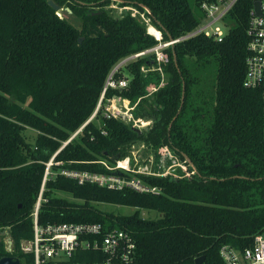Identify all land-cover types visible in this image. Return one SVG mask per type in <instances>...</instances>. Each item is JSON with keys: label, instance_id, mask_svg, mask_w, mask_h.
Masks as SVG:
<instances>
[{"label": "trees", "instance_id": "1", "mask_svg": "<svg viewBox=\"0 0 264 264\" xmlns=\"http://www.w3.org/2000/svg\"><path fill=\"white\" fill-rule=\"evenodd\" d=\"M48 1L0 0V234L12 242L7 251L0 236V259L33 264L19 245L32 239L33 207L51 159L39 226L95 223L125 231L136 246L135 264H194L201 256L203 264H222V246L243 250L264 236V88L242 86L254 0H238L225 15L221 41L199 34L163 49L162 74L151 70L153 54L122 65L112 75L128 81L121 90L106 87L114 68L159 44L146 25L129 12L115 17L104 8L109 0H94L98 10L86 0H52L70 10L77 28ZM119 1L143 13L146 7L167 43L195 30L206 17L202 5L217 0ZM162 80L146 97V88ZM113 97L135 105L134 119L153 120L152 127L138 133L132 123L107 117ZM26 129L36 132L33 144ZM139 144L167 146L190 177L180 169L175 178L103 165L113 167ZM61 171L115 174L155 192L79 185ZM98 204L136 211L116 215ZM141 210L157 217L144 218Z\"/></svg>", "mask_w": 264, "mask_h": 264}, {"label": "built area", "instance_id": "2", "mask_svg": "<svg viewBox=\"0 0 264 264\" xmlns=\"http://www.w3.org/2000/svg\"><path fill=\"white\" fill-rule=\"evenodd\" d=\"M237 1L238 0H217L215 3L203 4L201 8L205 12L206 17L201 25L178 40L161 43V37L158 39L156 36L148 33L158 41L159 47L156 45L149 50L123 59L107 78L106 87L120 90L125 88L128 81L126 79L114 81L112 75L122 65L138 57L146 54H153L157 63V68L151 70H156L162 74L160 65L167 63V56L163 53V49L199 34H203L206 37H213L217 41H221L225 32L221 29V25L224 27L223 18L233 8ZM256 1L259 2V15L256 14L252 6V9L249 12V20L246 30L248 43L247 56L245 58V76L242 82V86L245 89L264 88V0H254L253 3ZM121 3L122 2L119 0H109L105 7L111 12L118 9L126 10L124 12H129L132 17H136L132 14V11L135 10V14H140L142 18L143 16L146 18V10H144L145 13L139 12L132 6H121ZM86 4L88 5L87 7L92 10H98L100 8L95 5L94 0H86ZM61 11L68 13L66 8H62L59 12ZM141 70L144 73L148 71L144 68H141ZM148 91L156 92V86H153V88L149 86ZM128 104L129 102L127 100L121 99L120 97H113L107 105V107H110L108 109L106 108L105 115L107 117L130 122L132 123V127L133 125L134 127H138L136 122L142 121L140 119H134L131 114L134 106H129L130 104ZM120 106H123L124 111H122ZM122 115H125L126 117H123ZM159 152L161 165L157 171L152 170L151 166H145L143 169L135 168L134 162H132L134 159H131L132 155L121 161H117L113 167H108L104 163L103 165L111 172L121 171L122 173L141 174L145 176L165 177L170 175L175 178L178 177L174 173L175 169L176 167L182 168V166L177 163V157L170 153L167 147L160 149ZM166 160H169L171 164L165 168L163 163H165ZM51 161L46 165L41 189L33 207L32 239L22 241L19 245L20 251L22 253L31 254L33 256V264H135L136 246L131 235L125 231L110 230L105 232L100 224L95 223H63L39 226L38 212L41 203L45 202L42 194L46 177L49 175V168L52 165ZM164 169L167 170L164 171ZM60 174L76 180L79 185L89 183L112 190L130 188L139 192H155V189L149 190L143 187L136 179L127 180L124 177L115 174L79 173L69 171H61ZM11 247L9 249L6 242L7 251H11ZM219 256L222 260V264H264V236L262 234L256 235L253 238L252 246L243 250L224 245L219 250Z\"/></svg>", "mask_w": 264, "mask_h": 264}, {"label": "rangeland", "instance_id": "3", "mask_svg": "<svg viewBox=\"0 0 264 264\" xmlns=\"http://www.w3.org/2000/svg\"><path fill=\"white\" fill-rule=\"evenodd\" d=\"M105 9L108 10L107 7H105ZM113 11L114 12H111V13L115 17H122V15L125 13L124 11H126V10H120V9H118V10H113ZM134 11H132V14H134L136 17H138L140 19V21L143 22L146 25L147 33H150L151 34V32L149 31V26H151V27H153V26L150 24V21L147 18H145L144 16L142 18V16H140V14L139 15L138 14H135ZM59 14L62 17H64L69 23H71L73 26H75L77 28L79 27V24L80 23H79L78 19H76L74 16H71V13H67V15H66V14H64L63 11H61V12H59ZM221 27H222L221 29L223 31H225V27H223V25H221ZM159 38H160V36H159ZM160 45H163V44H160ZM157 47H159V45ZM124 75H125V73H124ZM205 83L207 85L205 84L206 86L204 88H206V90H209L211 88V87H208V86H211L210 85V82L208 83V81H207ZM163 85H164V82L162 80L161 83L159 84V86L158 85H155V84H150L149 86L152 87V88H153V86H156V91H157ZM148 87L146 88V93H147L146 97H148L149 95H151V93H153V92H149L148 91ZM133 106L135 107V105H133ZM109 107L110 106H108L107 109ZM120 108H122V111H124L123 106H120ZM122 116L123 117H126L125 115H122ZM140 120L142 122H136L137 125H138V127H134V125H133L134 129H138L139 131H142V129H146V128L152 127V125H153V120H147V119H144V120L143 119H140ZM143 121H144V123H143ZM23 134H24V137H25V139H26V141L28 143H31V144L34 143V140H35V137H36V132L35 131H33L31 129H26ZM165 147H167V146H161V147H159L156 150V149H153L152 146H150V147L147 146L146 147L145 145H142V144L141 145L139 144V145L133 146L132 152H131V155H132L131 156V159H134V160H132V162H134L135 168L143 169L145 166H148V167L151 166V169L152 170H156L157 171L160 168V165H161V161H160L161 157H160L159 150L162 149V148H165ZM169 152L172 153L173 155H175L171 151V149H169ZM156 157L158 158V160H156ZM167 162H170V161L169 160H166L165 163H163V166H165V168L171 164V162L169 164ZM177 163H179L182 166V168L176 167V169H180L182 172L186 173V176L190 177V173H187V166H186V164L180 162V160H179L178 157H177ZM176 169H175V172L174 173L176 175H178ZM166 170L164 169V171H166ZM191 174H192V172H191ZM56 196L66 197V198L70 199L69 196H65V195H62V194H58ZM98 207L101 208V209H103V210H105V211L113 212L116 215H131V214H133L136 211L135 209L130 208V207L115 206V205H106V204H98ZM139 213H140V216H142L144 218H156L157 217V214L154 213V212H147V211L141 210ZM6 234H7V232L1 233L0 236L3 237V239H4L5 242H7V246H8L9 238H8V236Z\"/></svg>", "mask_w": 264, "mask_h": 264}, {"label": "water", "instance_id": "4", "mask_svg": "<svg viewBox=\"0 0 264 264\" xmlns=\"http://www.w3.org/2000/svg\"><path fill=\"white\" fill-rule=\"evenodd\" d=\"M47 4L55 12H59L62 9V7H60L59 5H57L56 3H54L52 0H49L47 2ZM142 8L144 10H146L147 13L149 14V10L146 7H142ZM253 8H254L256 14L259 15V2L258 1H256V2L253 3ZM66 11L68 13H71L68 8H66ZM82 40H83V38H80L78 40V43H81ZM182 98H183V95H182ZM135 130L138 133H141V131H139L138 129H135ZM66 144H67V142L64 145H66ZM11 245H12V242L11 241H8L9 249H10ZM204 260H205V257L204 256H201V257L195 259L194 264H203ZM0 264H20V263H19V260L18 259H12L11 257H4V258L0 259Z\"/></svg>", "mask_w": 264, "mask_h": 264}, {"label": "bare ground", "instance_id": "5", "mask_svg": "<svg viewBox=\"0 0 264 264\" xmlns=\"http://www.w3.org/2000/svg\"><path fill=\"white\" fill-rule=\"evenodd\" d=\"M149 31L151 32V34H153V35L156 36L158 39H160L159 36L161 37V35H160L159 31L156 30L154 27L149 26ZM123 164H124V163H123Z\"/></svg>", "mask_w": 264, "mask_h": 264}]
</instances>
